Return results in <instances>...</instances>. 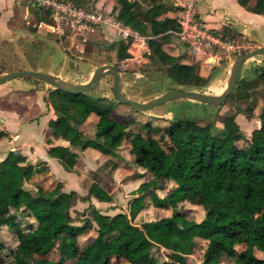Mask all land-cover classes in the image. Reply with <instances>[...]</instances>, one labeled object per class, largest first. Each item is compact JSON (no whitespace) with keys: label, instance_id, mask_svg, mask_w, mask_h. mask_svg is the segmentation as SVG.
I'll return each mask as SVG.
<instances>
[{"label":"trees","instance_id":"trees-1","mask_svg":"<svg viewBox=\"0 0 264 264\" xmlns=\"http://www.w3.org/2000/svg\"><path fill=\"white\" fill-rule=\"evenodd\" d=\"M79 7L92 9L96 0H67ZM248 12L264 16V0H235ZM113 11L116 18L145 37L146 57L157 69L166 68V77L173 85L200 90L209 81L208 69L198 63L187 64L170 44V32L177 30L175 8L162 0H116ZM30 12L46 19L45 11L30 6ZM228 33V32H227ZM130 55L119 42L117 60ZM257 82L264 84L263 65L254 68ZM39 82L36 79H24ZM250 82L240 79L237 90L241 101L249 96ZM48 102L56 118L48 121L51 139L68 142L67 146L49 149L67 172H77V151L93 148L105 155L113 154V146L123 137L124 130L109 114L111 104L98 102L88 94H70L49 89ZM246 115L253 106L246 103ZM92 111L99 113L91 137L84 135L80 125ZM205 111V110H204ZM203 111V113H204ZM222 129L213 133L209 141L199 143L192 137L178 138V130H185L188 118H176L163 128L164 136L173 139L177 149H166L158 139L134 134L129 140L130 162L133 173L128 179L141 175L136 168L150 174L142 181L127 201L126 211L108 214L91 202H112L108 189L101 186L97 174L83 200L88 201L82 225H75L71 208L80 195L75 190H61L62 184L47 179L49 167L45 162L27 164V157L14 150L0 161L5 178L0 181V228H14L12 209L21 203L31 212L39 229L30 233L15 250L14 264H154L161 249L169 251L158 264H185L197 239H203L202 264H264V147L242 136L238 124L229 115ZM259 134L264 136V95L258 115ZM72 122V123H71ZM9 136L0 131V143ZM242 140L241 148L234 142ZM107 160L102 168L106 167ZM115 163H112L114 166ZM38 174V185L33 193H22L24 183ZM172 182L171 189L162 197L156 190L162 181ZM199 206L202 217L189 216L182 203ZM167 209L169 215L154 220L140 219L146 206ZM93 228L94 238L79 246L77 234ZM243 241L247 247L239 252L232 243ZM57 249L58 258L47 257ZM256 248L262 252L258 257ZM0 264H4L0 257Z\"/></svg>","mask_w":264,"mask_h":264},{"label":"rangeland","instance_id":"rangeland-1","mask_svg":"<svg viewBox=\"0 0 264 264\" xmlns=\"http://www.w3.org/2000/svg\"><path fill=\"white\" fill-rule=\"evenodd\" d=\"M115 1L96 0L95 5L101 4V7L112 8ZM209 1L207 0V3ZM30 6L26 0H0V74L13 70L37 69L56 74L69 81L86 82L95 67L110 63L119 66L122 87L126 95L135 100L160 94L169 86L173 85L166 77L165 67L157 69L155 65L149 62V59L145 55L148 52L136 50L133 54H129L130 56L124 61H118L116 56L119 41L115 40V37L109 34L108 29L91 27L84 31L83 36H79L77 32L72 30H69L70 33L66 36L48 34L43 29H38L35 26L39 18L35 13L29 11ZM43 13L44 11H41L40 15H43ZM225 23V29L223 30L226 33L228 32V35L238 45L236 53L249 51L256 47L251 37L237 31H231L233 25L230 22H226V20ZM250 24L253 26H249V33L251 35L254 34L251 30L254 27L253 29H257V35L254 38L264 42V22L261 23L255 20L251 21ZM170 44L174 49L177 46L172 44V40ZM177 48L180 52L181 48L178 46ZM187 57H190V55ZM262 65V58L255 57L248 60L243 67L240 79L248 80L251 85V88L248 90L249 96L247 99L241 101L240 99L243 98L239 97L244 94L236 89L218 106L191 102L186 99H174L159 105L152 111L146 112L137 111L126 104L117 102L111 89V78L109 76L104 77L101 80L100 86L86 94L98 99L100 103L111 104L109 114L123 128L124 134L120 141L114 144L113 154L111 155L100 154V156H96L94 154H84V151H78L76 163L78 173L70 174L61 186V190H75L80 195V198L76 200L75 205L70 211L74 217L73 223L75 225H82L84 223L83 219L89 216V213L86 211L89 202L83 200V196L88 192L89 185L94 178L93 173L97 174L96 180L101 186L108 189L113 198L112 202L109 203L98 202L92 198L91 202L94 206L100 211L111 215L126 211L127 201L132 197L131 192L142 181L150 178L149 173L136 168V171L141 173V175L128 179L133 173L132 168H134L131 165L133 163L130 162L131 156L129 153V140L131 136L141 134L144 137H153L158 139L164 148L177 149L175 141L170 137L164 136L163 133V128L169 125L174 117L190 119L185 130L177 131L176 135L178 138L186 139L192 137L199 143H206L213 133L219 132L222 129L224 122L227 120V116L231 115L232 119L238 124L243 138L258 142L264 147V136L258 132V115L264 95V84L257 82V77L253 74L254 68ZM226 79V72H218L212 77L210 82L208 81L200 87V90L207 93H220L225 85ZM13 80L23 82V84L29 82L22 78ZM38 83L45 85L41 81ZM48 89L51 88L48 87ZM11 100V102H8L6 98L0 97V102H3V105L0 104V106L6 108V106H13L14 103H17L15 112L18 115L21 114L22 106L18 105L21 101L20 97L15 95ZM5 102L6 105L4 104ZM246 103H251L253 106L251 116H247L244 110ZM160 111L164 113L169 112V115H164ZM146 113H151L152 115L156 113L161 114V117L155 118L158 116L154 117L151 114L144 116L143 114ZM98 117L99 113L92 111L90 117L88 116V120L86 119L80 125L79 128L84 135L89 137L93 135V126L98 120ZM164 117H168L169 119ZM22 121L30 123L32 126H35L34 123H36L38 129L35 127L34 129L39 131H43L44 129V131H47L43 119L41 120L42 122L40 121V116L31 115V118H23L21 119ZM11 126L14 130L16 127H19V131L22 130L23 141L19 140V138H14L10 143L0 146V153L7 155L9 149L21 148L22 152L27 154H25L28 159L27 164L41 162L38 159L32 160L30 158L32 156H30L29 151L34 149L36 143L34 141L32 142L33 139H31L30 134L34 130L30 128V133H26L23 126ZM2 128L4 127L2 126ZM234 145L236 148H241L242 140H236ZM107 160L115 163V165L112 166V163L109 162L106 164V167L102 168L101 165H104ZM4 178L5 172L0 168V181ZM47 179H54V176H47ZM38 183V174L31 175L24 183L22 193L27 195L28 193L35 192ZM171 186L172 182L163 180L156 192L162 197L171 189ZM181 206L188 211L189 216L197 220L202 217L203 211L199 206L190 205L186 202L182 203ZM11 212L15 227L3 226L0 228V257L4 264H14L17 245L25 242L30 233L39 229L35 218L23 203L18 208L12 209ZM169 214V210L154 207L149 204L141 211L139 217L143 220H154ZM94 236V229L88 228L77 234L76 240L79 246H85ZM204 246L205 241L200 238L197 239V245L194 251L187 256L184 263L202 264L201 255ZM231 246L236 252L247 247L243 241L232 243ZM253 251L256 256H262L260 250L254 248ZM168 252L167 250L161 249L154 264L165 260ZM47 257L55 261L58 258L57 249L55 248ZM67 262L74 264L71 260H67Z\"/></svg>","mask_w":264,"mask_h":264},{"label":"built area","instance_id":"built-area-1","mask_svg":"<svg viewBox=\"0 0 264 264\" xmlns=\"http://www.w3.org/2000/svg\"><path fill=\"white\" fill-rule=\"evenodd\" d=\"M175 8L177 30L170 32V38L177 55L187 64L199 63L209 67L219 65L236 53L238 45L223 30L209 27L197 12L199 0H162ZM27 4L46 11V19H37L35 26L48 34L66 36L69 30L83 36L89 28L108 29L109 34L126 46L133 54L139 50L148 52L146 39L135 29L123 25L113 9L95 5L92 9L79 7L67 0H26ZM44 14V13H43ZM182 54V55H181ZM190 55V57H187ZM184 56V57H183Z\"/></svg>","mask_w":264,"mask_h":264},{"label":"crops","instance_id":"crops-1","mask_svg":"<svg viewBox=\"0 0 264 264\" xmlns=\"http://www.w3.org/2000/svg\"><path fill=\"white\" fill-rule=\"evenodd\" d=\"M197 12L199 16L203 19V21L209 27L216 28V29H225V24H226L225 20H228V21H231V24H233L231 31H237L239 33H241V31L249 32L250 31L249 26H253L250 24L251 21L257 20L261 23L264 22V16L246 11L240 5H238L235 0H210L209 3H207V0H199L197 4ZM253 28L254 27H252L251 29L252 32L257 34V29H253ZM172 44L179 46L174 41H172ZM227 60L228 59L222 61L219 65L214 66V67H209V66L202 65V64L200 65L208 69L209 76L213 70H216L219 68H221L219 73H222V72L228 73V64H226ZM172 86L173 85L169 87H172ZM48 91L49 89L46 85H41L38 82L34 83L32 81H29L28 83L26 82L23 84V82L11 80L5 85L0 84V97L6 98L8 102H11L12 97L17 95L20 97V100H21L18 103V105L22 106V112L19 115L15 112V107L17 103H14L13 106H6V108L4 106L3 107L0 106V131H3L9 136L8 140L0 143V146L10 143L11 141H13L14 138H19V140L23 141L24 137H22L23 136L21 132L22 130L19 131L18 130L19 127H16V129L14 130L11 125H15V126L19 125L21 127L23 126V129L26 131V133L27 132L30 133L29 130L30 128H32L34 131L33 133L32 132L30 133L31 139H33L32 142L34 141V143L35 142L36 143L34 145V149L29 151V153L31 154L30 156H32L30 158H32V160L38 159L41 162H45V164H47L49 167V172L47 173V176H52V177L54 176V179L52 180L63 184V182L69 177L70 174L72 173L76 174L78 173V171L74 173V172H67L63 170L61 165L57 161V158L54 155L49 154L50 148L55 147V146H67L68 142L65 140H61V139H51L50 138V134H49L50 129L47 123L49 120L56 118V113L54 109L52 108V106L50 105V103L48 102V97H47ZM155 95H158V94H154L153 96ZM153 96H150L145 99L138 98V100L144 101ZM0 104L3 105V102H0ZM4 104L6 105V102ZM160 112L162 114L164 113L162 111ZM150 114L151 113H146L143 115L149 116ZM165 114L169 115V112L164 113V115ZM31 115L40 116V121L43 119V122L45 124V128L47 131H44V129L43 131L37 130L38 128H37L36 123H34L35 126H32L30 123L23 122V121L21 122V119L23 118L29 119L31 118ZM160 115L157 113L153 115L151 114V116H154V117L158 116L155 118H159ZM164 118H168V117H164ZM2 126L4 128H2ZM34 127L37 129H34ZM14 150L19 151L24 156L27 155L26 153L22 152L21 148H11L9 149L8 152L14 151ZM76 152L78 155L77 150ZM84 152H85L84 154H94L96 156H100V154H102L99 151L93 148H90V147L86 148ZM5 156L6 155H4V153H0V157H1L0 161Z\"/></svg>","mask_w":264,"mask_h":264},{"label":"water","instance_id":"water-1","mask_svg":"<svg viewBox=\"0 0 264 264\" xmlns=\"http://www.w3.org/2000/svg\"><path fill=\"white\" fill-rule=\"evenodd\" d=\"M226 22L231 23V21L228 20H226ZM241 34H245L251 37V40L254 41L256 47L249 51L236 53L234 56L230 57L227 60V79L223 89L220 91V93L216 94L207 93L203 90L183 88L173 85L172 87H168L164 92L155 95L147 100H135L126 95L122 88L121 72L119 66L110 63L101 64L95 67L86 82H73L50 72L37 69H24L13 70L0 74V84H5L6 82L17 78L36 79L43 82L51 89H57L59 91L79 95L93 91L99 86L101 80L104 77L109 76L111 78V89L117 102L126 104L140 112L152 111L159 105L174 99H186L191 102L218 106L221 105L236 90L243 67L248 60L255 57H261L264 61V42L256 40L254 38L257 35L256 33L251 35L249 32L241 31ZM220 69L221 68L213 70L211 72L209 76V82L211 81L212 77L220 71ZM176 118L177 117H174L173 119ZM131 165L134 166V164Z\"/></svg>","mask_w":264,"mask_h":264}]
</instances>
